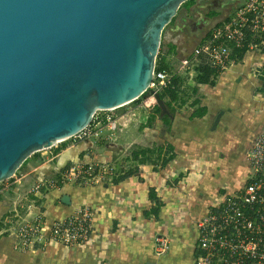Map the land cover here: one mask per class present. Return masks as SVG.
I'll list each match as a JSON object with an SVG mask.
<instances>
[{"label": "crops", "instance_id": "obj_1", "mask_svg": "<svg viewBox=\"0 0 264 264\" xmlns=\"http://www.w3.org/2000/svg\"><path fill=\"white\" fill-rule=\"evenodd\" d=\"M166 61H169L168 57ZM262 78L264 52H249L221 72L213 86L189 80L188 85L196 91L184 98L186 103L174 114L169 129L160 119V136L140 124L138 127L143 131H136L137 122L134 121L142 122L134 118V111L130 112L131 116L126 114L118 120L117 126L122 129H129L128 126L134 124L131 145H139V139L146 137L151 140L144 147L165 144L173 147L174 157L163 168L141 158L137 162L124 160L128 165L121 170V158L113 159L108 151L94 155L88 150L78 158L75 151L67 150L60 158L65 155L66 160H71L68 165L77 162L109 165L112 171H104L98 181L92 180L88 184L58 179L56 184L40 187L33 197L23 201L25 192L20 189L24 181L31 175L36 176V181H42L50 174L45 165L38 166L34 159L23 165L19 177L9 184L2 182L0 188V264H146L157 257L155 236L167 239L169 255L188 259L192 264L198 238L197 222L208 208L217 204L220 193L225 189L235 191L245 183V168L238 181L229 187L221 184L215 173L223 166V160L234 157L227 117L257 113L264 121ZM194 100L198 103L191 105ZM198 108H204L205 113L200 117L193 116ZM216 117L218 121L213 126ZM253 138L246 141V147L241 148L243 152L249 150ZM60 153L52 155V159ZM243 157L241 154L235 163L245 166L244 162L240 163ZM130 169L132 174L114 181L122 175L121 171ZM158 204L159 210L154 216L150 212ZM84 206L92 212V229L87 243L65 247L48 239L46 229L43 245L29 249L17 246V230L22 223L42 221L49 228L53 221L70 217Z\"/></svg>", "mask_w": 264, "mask_h": 264}, {"label": "water", "instance_id": "obj_2", "mask_svg": "<svg viewBox=\"0 0 264 264\" xmlns=\"http://www.w3.org/2000/svg\"><path fill=\"white\" fill-rule=\"evenodd\" d=\"M186 1L0 0V183L98 111L147 93L165 112L148 87L162 31Z\"/></svg>", "mask_w": 264, "mask_h": 264}, {"label": "built area", "instance_id": "obj_3", "mask_svg": "<svg viewBox=\"0 0 264 264\" xmlns=\"http://www.w3.org/2000/svg\"><path fill=\"white\" fill-rule=\"evenodd\" d=\"M237 52H242V56L264 52V0L240 3L207 31L193 49L191 58L182 61L179 70L193 73L194 67L204 65L221 73L238 61ZM174 74L178 72L154 69L148 89L167 88ZM148 96V100H153L150 94ZM101 112L108 111L96 112L90 124L71 138L82 140L92 134L98 137L96 125L105 123L114 130L118 120L125 116H100ZM246 165L245 183L235 191L225 189L220 193L217 204L208 208L197 222L198 238L192 264H264V129L254 136L246 154ZM104 171L111 172V166L75 163L65 169L62 177L65 182L88 184L98 181ZM44 183L45 179L38 180L28 193L37 192ZM91 223L92 212L85 206L70 217L53 221L49 228L42 221L25 222L17 230V246L29 249L43 245L46 229L48 239L65 247L85 244L90 238ZM167 249V239L155 236V253L159 255Z\"/></svg>", "mask_w": 264, "mask_h": 264}, {"label": "rangeland", "instance_id": "obj_4", "mask_svg": "<svg viewBox=\"0 0 264 264\" xmlns=\"http://www.w3.org/2000/svg\"><path fill=\"white\" fill-rule=\"evenodd\" d=\"M240 3V1L236 0H194L192 4L187 8L182 4L176 13V16L174 17V21L168 24L164 29V33L161 39L162 51L170 52V48L172 46H175L174 54H169L167 56L169 61H165L168 62L173 71L178 72V76L181 78L182 85H180L179 94L180 96H183V98H186V96H189L190 93H192L191 87L188 85V83L189 80L192 81V83H195L196 74L194 72L191 73L186 69L179 70V66H181V63L184 59H187L192 54L193 49L205 36L207 31L211 27L216 25L219 21L230 15L239 6ZM148 95L140 98V103H130L121 108L108 111L107 113L101 112L100 114L102 116L104 114H111L115 117H117L118 115L126 114H129L131 116L130 112L134 111V118L136 120L139 119L142 122L140 123L139 121H134V123L137 122V127L134 128L136 131L142 130L140 126L138 127L139 124H144L145 127L150 128L149 131L151 133L156 132V134L160 136L162 125L160 124L159 116H155L150 123L146 124L147 118L149 116H152L153 108L155 105L154 100H148ZM180 108H177L176 111H179ZM226 124L230 133V145L231 148H233V150L235 151L234 157L233 159L230 158L228 161L221 160L223 166L219 168V171L215 173V176L216 178L220 179L221 184H226L229 187L234 185L235 182L238 181V177L244 168L246 169V171L248 170V167L246 165V154L248 151L243 152L244 149L241 148H245V144L248 143L246 141L250 137H254L256 133L264 127V121H262L260 114L251 113L249 115L239 114L233 117L228 116L226 119ZM132 127H134V124H130V126H128L129 129H122L119 126H116L114 130H111L107 124L96 125L98 137L92 134L82 140L69 138L66 141L55 144L50 149H45L32 154L26 160V163L34 159L38 166L45 165L46 170L49 169L48 171H50V174H48L47 178L45 179V186H47V184H56L58 182V179L64 181V179L60 178L64 174L63 172H65L62 171V169L65 168V166H68L71 160H66L65 155L63 156V159H61L60 157L65 152H67V150L75 151L76 157L78 158H81L84 153H87L88 150L89 154L91 150L94 155L95 152L101 153L103 151H108L107 154H109L110 157H113V159L116 160L117 158H121L120 162L122 163L120 164V167H122L121 170H125V167L128 164L124 160L125 158H128V156L131 154V151L134 150L136 146L144 147V144L148 146V143L151 140V138L143 137V139H139V142H141L139 143V145H136L138 143L131 145V134L133 131L131 129ZM163 132L164 131H162V134ZM125 146L128 147L126 148ZM58 147L62 148L58 153H60L61 151L62 153L58 154L56 158L52 159V155H55V153L50 154V151ZM84 149H86L85 152H81L84 151ZM93 154L91 155V157L94 156ZM241 154H244V157L242 161H240V163L244 162L245 166L243 164L235 163L236 159ZM68 167H70V165ZM23 168V166L19 168L15 172L13 179L5 180V183L9 184L13 180L17 179L20 173L23 172ZM36 180V176L31 175L27 178V181H24V183L22 184L23 188L20 190L25 192L23 201H25V199L28 200L27 198L34 196V193L27 192L29 191L31 186H35V184L37 183ZM1 187H3V183H0V188ZM26 187L28 188L26 189ZM13 197L14 196L8 197L7 199H11ZM168 252L159 255L157 254V257H154L155 261L151 263L190 264L188 259H176L174 256L169 255Z\"/></svg>", "mask_w": 264, "mask_h": 264}, {"label": "trees", "instance_id": "obj_5", "mask_svg": "<svg viewBox=\"0 0 264 264\" xmlns=\"http://www.w3.org/2000/svg\"><path fill=\"white\" fill-rule=\"evenodd\" d=\"M193 1L194 0H187L185 3H183V6H185L187 8L192 4ZM173 21H174V18L171 20L170 23H172ZM163 33H164V30L162 31L161 39H162ZM174 48H175V46H172L170 48L171 49L170 52L169 51L163 52L162 51V44L160 43L158 54H157L156 60H155V71H158V70H166L168 72L173 71L172 68L165 62V59L169 54H171V53H172V55L174 54ZM191 56H192V54L187 59H190ZM242 57H243L242 52H239V53L237 52L236 60L240 61L242 59ZM193 70H194V73L196 74V77H195L196 84H199V85L207 84V85L213 86L215 83V79L220 74L219 72H217V71H215V70H213L207 66H204V65L196 66V67H194ZM262 81H263V86L261 87L260 91L264 92V78H262ZM180 85H182L181 84V78L178 76V74H174L172 79H171V83L167 88L157 90L158 96H159L160 100L163 102V105L165 107V112H162V110L158 107V105L155 104L154 108H153L152 116H149L147 118L146 124L150 123L151 120H153L155 116H159L162 123L164 124V126L167 129L170 128L171 123H172V119L174 117V114L176 113V109L180 108L183 105V103H186V100H184L183 96H180V94H179ZM191 90H192V93H194L196 91V88H191ZM146 95H148V94L147 93L143 94L142 96H140L137 100L133 101L132 103H140V98H143ZM197 103H198V101L194 100L191 103V105H195ZM204 113H205L204 108H198L193 113V116L200 117ZM140 126L145 127L144 124H140ZM61 149H62L61 147L56 148L55 153H58ZM173 157H174L173 147L169 144L153 146L151 148L136 146V148L131 151V154L129 155L128 158L125 159V161L127 159L128 160L130 159L132 161L137 162L139 159L144 158L148 164H152V165H156V166L158 165L159 167L163 168V167H165V165H167L173 159ZM25 163H26V161H24V163L21 165V167ZM68 166L63 168L62 171H65V169ZM121 172H122V175L117 176L114 181H118V180L123 179L124 177L132 174V169H130L128 171H124V172L121 171ZM12 179H13V177L10 180H12ZM159 206L160 205L158 204L155 208L151 209L150 213L153 214L154 216H156L157 212L159 210Z\"/></svg>", "mask_w": 264, "mask_h": 264}, {"label": "flooded vegetation", "instance_id": "obj_6", "mask_svg": "<svg viewBox=\"0 0 264 264\" xmlns=\"http://www.w3.org/2000/svg\"><path fill=\"white\" fill-rule=\"evenodd\" d=\"M236 1H240L242 3L244 0H236ZM195 245H196V243H195ZM194 253H195V246H194ZM194 253H193V255H194ZM192 260H193V258H192Z\"/></svg>", "mask_w": 264, "mask_h": 264}]
</instances>
